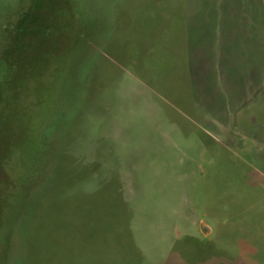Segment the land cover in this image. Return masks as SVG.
I'll return each mask as SVG.
<instances>
[{
  "label": "rangeland",
  "instance_id": "rangeland-1",
  "mask_svg": "<svg viewBox=\"0 0 264 264\" xmlns=\"http://www.w3.org/2000/svg\"><path fill=\"white\" fill-rule=\"evenodd\" d=\"M0 264H264V0H0Z\"/></svg>",
  "mask_w": 264,
  "mask_h": 264
}]
</instances>
